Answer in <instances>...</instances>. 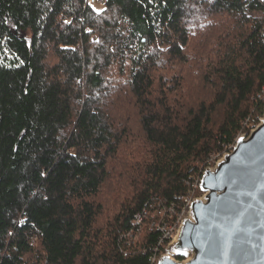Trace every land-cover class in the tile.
Returning <instances> with one entry per match:
<instances>
[{
    "label": "trees",
    "instance_id": "1",
    "mask_svg": "<svg viewBox=\"0 0 264 264\" xmlns=\"http://www.w3.org/2000/svg\"><path fill=\"white\" fill-rule=\"evenodd\" d=\"M263 86L264 0H0V264H153Z\"/></svg>",
    "mask_w": 264,
    "mask_h": 264
},
{
    "label": "water",
    "instance_id": "2",
    "mask_svg": "<svg viewBox=\"0 0 264 264\" xmlns=\"http://www.w3.org/2000/svg\"><path fill=\"white\" fill-rule=\"evenodd\" d=\"M174 243L157 264H264V110L200 180Z\"/></svg>",
    "mask_w": 264,
    "mask_h": 264
},
{
    "label": "rangeland",
    "instance_id": "3",
    "mask_svg": "<svg viewBox=\"0 0 264 264\" xmlns=\"http://www.w3.org/2000/svg\"><path fill=\"white\" fill-rule=\"evenodd\" d=\"M96 2L101 3V0H96ZM253 14L256 15V16H261L262 15L260 12H258V13L256 12V13H253ZM82 18L83 17H80L79 19L82 20ZM69 20L70 19H68L67 21H69ZM93 39H96V35H93ZM167 74H169V73H167ZM257 123L258 122L255 123V126L257 125ZM252 124L253 123H249L248 125L251 127ZM253 128H251V129H253ZM244 134H246V133H244V131H243L242 133H240L237 136V138L241 137ZM225 153H226V151L225 152L223 151V152H221L220 155L218 154V156L211 157L209 159L210 164L206 168H212L218 160L222 159V157L224 156ZM213 155H215V154H212L211 156H213ZM195 181H196V179L193 180V182H195ZM199 181H200V179H199ZM189 183L191 184L192 180H190ZM187 191H188V189H187ZM199 191H200V193H199ZM202 195H203V191L200 189V185H198L197 190L194 191V188L191 189L189 197L192 198L191 201H194L195 199L201 197ZM182 203L184 205V201H182ZM183 205H182V207H183ZM189 209H190V206L185 211L180 212L179 214H174L173 212L167 214V218H166L167 224L175 226L178 223V225L176 226V229H177L178 226L181 225L183 219L186 217V213H188ZM158 215H159L158 214V209H156L154 206L150 210H146L145 215H143V217L141 219L140 227H139L138 231L135 232V235H134L133 239L129 240L131 246H134L139 241V239H140V237H141L142 233L144 232V230H145L147 225L149 227L155 228L154 225H153V222L154 221L159 222L160 217H161V216L159 217ZM178 217H179V220L177 221ZM173 221H175V222H173ZM176 229L174 230V234H173L172 238L175 235ZM170 242H171V240H170ZM167 245L165 247H163V252H164L165 248L167 247ZM161 255L158 256L156 264H157V262H158V260H159Z\"/></svg>",
    "mask_w": 264,
    "mask_h": 264
},
{
    "label": "built area",
    "instance_id": "4",
    "mask_svg": "<svg viewBox=\"0 0 264 264\" xmlns=\"http://www.w3.org/2000/svg\"><path fill=\"white\" fill-rule=\"evenodd\" d=\"M257 97L258 98H264V86L261 88V91L257 94ZM254 126L255 125L252 124L251 128H253ZM233 145L231 146L230 150L233 148ZM214 156H218V154H215L212 157H214ZM200 177L198 179H196V181L193 182L191 184V186L189 187L187 194L184 198V205H183L180 212L185 211L191 205L192 198L189 197L190 191L192 188H194V191L197 190L198 185H200V181H199ZM157 209H158V214H159L158 216L159 217L161 216V217H160L159 222L154 221L153 225L161 233L159 235L158 242H157V246H158L157 249H159L160 247H162V248L165 247L167 245V241L170 242V240L174 234V230L176 229V226L178 225V223L175 226L167 224V220H166L167 214L171 213L172 208L166 209L165 207H158ZM179 213H177V214H179ZM142 217H143V215H137L135 217V219L133 220V222H132L133 227L131 228V230L126 235V237H128V242H129V240L133 239L135 232L138 231ZM178 220H179V217H178L177 221ZM173 222H175V221H173ZM129 244H130V242H129ZM124 254L126 255V252ZM157 258L158 257L156 256V254H154V256L152 258L153 264H156Z\"/></svg>",
    "mask_w": 264,
    "mask_h": 264
},
{
    "label": "bare ground",
    "instance_id": "5",
    "mask_svg": "<svg viewBox=\"0 0 264 264\" xmlns=\"http://www.w3.org/2000/svg\"><path fill=\"white\" fill-rule=\"evenodd\" d=\"M232 150V149H231ZM230 150V151H231ZM202 176V175H201ZM200 180H201V177H200ZM190 216L191 217V214H190V209H189V211H188V213H186V216ZM180 226V225H179ZM179 226H178V228L176 229V232H175V235H174V237L171 239V244L170 245H172V243H174L175 242V240H176V236H177V234H178V232H179Z\"/></svg>",
    "mask_w": 264,
    "mask_h": 264
}]
</instances>
